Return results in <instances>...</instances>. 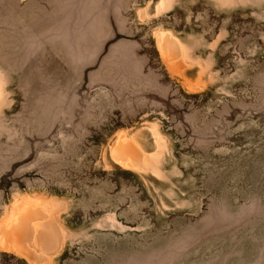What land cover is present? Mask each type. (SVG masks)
I'll list each match as a JSON object with an SVG mask.
<instances>
[{"label": "rangeland", "instance_id": "374dc122", "mask_svg": "<svg viewBox=\"0 0 264 264\" xmlns=\"http://www.w3.org/2000/svg\"><path fill=\"white\" fill-rule=\"evenodd\" d=\"M0 100V264H264V0H0Z\"/></svg>", "mask_w": 264, "mask_h": 264}, {"label": "bare ground", "instance_id": "6f19581e", "mask_svg": "<svg viewBox=\"0 0 264 264\" xmlns=\"http://www.w3.org/2000/svg\"><path fill=\"white\" fill-rule=\"evenodd\" d=\"M167 36H165L164 38H166ZM167 41L168 42H172V39H169V38H167ZM170 42V43H171ZM166 44V43H165ZM0 102H1V100H0ZM121 146V145H120ZM118 147V146H117ZM129 147V146H128ZM115 148V147H114ZM120 147H118V150L117 149H115L114 150V154L116 155V157L115 158H117L118 159V161H120V160H122L123 158H124V151H122V146H121V149H119ZM125 148V147H124ZM132 151H133V149H132ZM137 151V150H136ZM128 152V151H127ZM126 153V152H125ZM135 155V154H134ZM136 160V159H135ZM133 162V161H132ZM122 163V162H121ZM123 163H125V162H123ZM29 205V204H28ZM27 205V206H28ZM30 206H33V205H30ZM29 207V206H28ZM31 208H33V207H31ZM25 209V208H24ZM28 209V208H27ZM29 210V209H28ZM30 211H31V209H30ZM29 211V213H27V210H26V212L25 213H27V214H29L30 215V212ZM33 211V210H32ZM35 213V212H34ZM33 212H32V214H34ZM24 214V213H23ZM23 214H22V216H20V217H22V218H24L23 217ZM24 215H26V214H24ZM29 216H27V218H28ZM21 218H19V220H20ZM25 219V218H24ZM29 219V218H28ZM21 221V220H20ZM19 221V223H17L18 224V226H19V224L21 225V222ZM24 221V220H23ZM27 221V220H26ZM28 222V221H27ZM24 223V222H23ZM23 223H22V225H23ZM17 224H15V226L17 227ZM27 224V223H26ZM24 226V225H23ZM30 226V225H29ZM19 228H21V226L19 227ZM27 228V227H26ZM13 229V231H14V228H11V230ZM29 229V228H28ZM46 229V228H45ZM12 231V232H13ZM17 231V230H16ZM15 231V232H16ZM47 231V230H46ZM46 231H43L41 234H40V236H41V239L40 238H38V241L36 242V244L38 243V244H40V245H44V243L47 241V242H49V239L51 238V236H50V238L48 239V236H47V233H49V234H51L50 232H48L47 231V233H46ZM18 233V232H17ZM12 234H14V232L12 233ZM19 234V233H18ZM17 234V235H18ZM30 234V233H29ZM5 236V235H4ZM12 236V235H11ZM25 236V235H24ZM6 237V236H5ZM12 238V237H11ZM21 238V237H20ZM23 238V237H22ZM30 239V238H29ZM32 239V238H31ZM48 239V240H47ZM14 240V239H13ZM21 240V239H20ZM24 240H26V238L24 239ZM35 240V239H34ZM36 240H37V238H36ZM51 240V239H50ZM15 242V241H14ZM30 242V241H29ZM17 243H18V241H17ZM26 243V242H25ZM9 244H11V243H9ZM27 244H28V242H27ZM35 244V243H34ZM37 244V245H38ZM39 245V246H40ZM48 245H49V243H48ZM4 246V245H3ZM11 246V245H10ZM24 246V245H23ZM34 246H36V245H34ZM18 247V246H17ZM37 247V246H36ZM43 247V246H42ZM16 248V247H15ZM21 248V247H20ZM32 248V247H31ZM3 249V248H2ZM47 249V248H46ZM30 250V249H29ZM19 251V250H18ZM22 251V250H21ZM34 251H36V250H34ZM31 252V251H30ZM37 252V251H36ZM25 253V252H24ZM19 254V253H18ZM39 254V253H38ZM26 258V257H25ZM33 258V257H32ZM36 258V257H35ZM34 259V258H33ZM32 259V260H33Z\"/></svg>", "mask_w": 264, "mask_h": 264}]
</instances>
